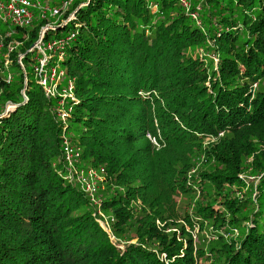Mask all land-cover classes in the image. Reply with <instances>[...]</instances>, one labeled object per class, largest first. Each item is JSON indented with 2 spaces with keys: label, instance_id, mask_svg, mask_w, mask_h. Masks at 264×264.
Wrapping results in <instances>:
<instances>
[{
  "label": "trees",
  "instance_id": "1",
  "mask_svg": "<svg viewBox=\"0 0 264 264\" xmlns=\"http://www.w3.org/2000/svg\"><path fill=\"white\" fill-rule=\"evenodd\" d=\"M68 10L0 29V264H264V0ZM42 28L72 95L37 82ZM64 141L105 167L98 205L65 177Z\"/></svg>",
  "mask_w": 264,
  "mask_h": 264
},
{
  "label": "built area",
  "instance_id": "2",
  "mask_svg": "<svg viewBox=\"0 0 264 264\" xmlns=\"http://www.w3.org/2000/svg\"><path fill=\"white\" fill-rule=\"evenodd\" d=\"M70 1L64 0L59 6H51L47 3L42 4L40 0H0V21L11 22V24L18 27H28L33 21L34 10L40 13L41 18L48 15L58 20L68 11ZM177 1L186 8L192 5L191 0ZM191 8L188 9L191 10ZM192 16L193 18H197V13L193 12ZM70 17H73L72 13L69 15ZM63 40L52 38L43 42L39 38L34 44V47L38 50V56L35 57L36 61L33 64V72L38 84L42 87L44 95L48 98L58 96L63 98L64 96L72 95L74 91V78H67L65 69L60 64L63 57L61 51ZM194 54L202 57L204 52L202 49L196 48ZM210 57L215 59L214 55ZM5 65H7V61H5ZM9 80L10 75L7 77V81ZM64 80L65 83L63 82ZM62 98L57 102V105L61 111L59 115L64 119L65 109L67 108L70 111L72 105L65 107ZM62 161L65 177L70 181L78 183L89 201L94 205H98L100 199L97 197V194L103 189L107 180L105 167L84 165L81 147L73 145L69 141H64L62 144ZM112 220L113 218H110V221ZM104 225L108 227V222L104 221Z\"/></svg>",
  "mask_w": 264,
  "mask_h": 264
},
{
  "label": "rangeland",
  "instance_id": "3",
  "mask_svg": "<svg viewBox=\"0 0 264 264\" xmlns=\"http://www.w3.org/2000/svg\"><path fill=\"white\" fill-rule=\"evenodd\" d=\"M49 1H56V2H59L60 0H49ZM201 0H192V2H194L195 4H192L191 5V7H193V6H197V4L200 2ZM191 7H188V8H191ZM184 8V11L185 12H189V10L190 9H188V8H186V7H183ZM68 13H70L69 12V10L65 13V14H68ZM64 14V15H65ZM64 15H63V17H64ZM62 17V18H63ZM52 21L54 20L55 21V17H51L50 18ZM10 26H12V24H11V22H8L7 24H4L2 21H0V29H2V28H8V27H10ZM44 32H45V28H43L41 31H40V33H39V37H38V39L39 38H41V40H42V37H43V34H44ZM1 38V40H2V37H0ZM2 44H3V42L1 41V46H2ZM0 46V47H1ZM35 45L33 44V45H31V49L34 47ZM196 48H200V49H202L203 50V48H201V47H199L198 45H196L195 47H192L191 48V50H190V55H192V57L193 58H195V57H197V59H199L200 61H205L206 59L202 56H197V55H195L194 54V51H195V49ZM8 50H11L10 48H8ZM203 52H204V50H203ZM33 57H35V53H34V56ZM201 57V58H200ZM21 58V56H19L18 57V59H20ZM9 60V59H8ZM11 106V103H8L7 105H5V112H6V110L9 108ZM264 148V147H263ZM100 166V165H99ZM93 167H97V166H93ZM112 217V215H107V216H103V220L106 222H108V226L111 224V221H110V218ZM102 225V224H101ZM112 225V224H111ZM102 227H104V228H106L107 229V227H105L104 225H102ZM185 228L186 229H192V227L189 225H187V226H185ZM108 230V229H107ZM238 230H236L235 232H234V237H237V235H238V232H237ZM197 232V229L195 228L194 230L192 229V234H193V236L195 235V234H197L196 233ZM231 236H232V234H231ZM112 239V238H111ZM194 240H195V237H194ZM135 240H133V242H134ZM186 242H184V244H185Z\"/></svg>",
  "mask_w": 264,
  "mask_h": 264
},
{
  "label": "bare ground",
  "instance_id": "4",
  "mask_svg": "<svg viewBox=\"0 0 264 264\" xmlns=\"http://www.w3.org/2000/svg\"><path fill=\"white\" fill-rule=\"evenodd\" d=\"M18 61H20V64H21V60L18 59ZM22 94H23L24 98L26 99V96H25V94H24V91H22Z\"/></svg>",
  "mask_w": 264,
  "mask_h": 264
},
{
  "label": "water",
  "instance_id": "5",
  "mask_svg": "<svg viewBox=\"0 0 264 264\" xmlns=\"http://www.w3.org/2000/svg\"><path fill=\"white\" fill-rule=\"evenodd\" d=\"M19 63H20V61H19Z\"/></svg>",
  "mask_w": 264,
  "mask_h": 264
}]
</instances>
